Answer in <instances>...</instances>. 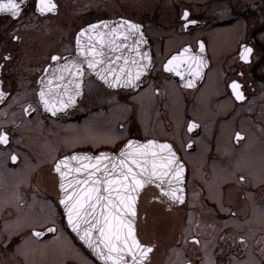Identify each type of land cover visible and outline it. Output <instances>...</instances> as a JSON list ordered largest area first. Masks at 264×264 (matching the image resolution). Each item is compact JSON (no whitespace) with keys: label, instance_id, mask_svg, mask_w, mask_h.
Returning <instances> with one entry per match:
<instances>
[{"label":"flooded vegetation","instance_id":"af4514ba","mask_svg":"<svg viewBox=\"0 0 264 264\" xmlns=\"http://www.w3.org/2000/svg\"><path fill=\"white\" fill-rule=\"evenodd\" d=\"M53 2L54 12L35 11V0H23L18 18L0 12V129L9 135L0 143V264H105L68 229L53 161L74 151H117L133 139L168 142L186 164L183 201L154 184L140 193L137 235L152 246L146 264H264V0ZM121 18L141 25L151 45L152 65L135 88L112 87L76 51L81 28L108 22L80 34L81 47L89 39L98 45V34ZM137 36L105 42L98 71L134 76L142 65ZM185 45L206 61L192 87L189 72L163 67ZM241 46L252 48L247 61ZM72 60L82 66L80 95L74 103L65 95L68 106L50 112L40 88L52 80L63 92L67 75L53 77ZM232 80L243 100L228 87ZM59 239L80 258L62 260ZM47 242L49 255L41 257Z\"/></svg>","mask_w":264,"mask_h":264},{"label":"snow or ice","instance_id":"6c2138e0","mask_svg":"<svg viewBox=\"0 0 264 264\" xmlns=\"http://www.w3.org/2000/svg\"><path fill=\"white\" fill-rule=\"evenodd\" d=\"M22 3L23 0L19 3L17 0H0V12L10 13L11 17L18 18L22 15ZM56 8L53 0H35V11L39 13L54 12ZM188 16V11L184 10L183 18L187 19ZM188 23H196V21L189 20ZM98 25L104 28L109 27L108 22L99 21L97 24L87 25L86 29L81 28L80 34L87 30H95ZM182 27H187V24ZM140 29L141 25L121 18L119 25L112 28L110 33L100 32L98 34L97 39L100 41L98 45H94L89 39L88 45L81 47V35L77 34L76 51L83 57V62L87 63L88 68L97 71L100 78L112 87L121 83L135 86L136 79L141 74L139 69H146L147 64L137 65L138 70L135 76L131 72L113 75L110 67L101 72L98 71L97 65L103 64L100 57L105 42L113 45L117 36L127 40L133 34H139L140 40L137 41L139 45L143 41V33ZM199 47L202 53L205 47L203 42H200ZM251 53L252 48L241 46L240 59L249 60ZM59 59L57 55L51 56L52 61ZM141 59L150 61L147 53H144ZM108 63L110 65L111 61ZM205 64L206 61L202 55L192 54V49L185 45L172 54L163 67L180 76L189 72L192 79L186 81V86L192 87L195 78L200 76ZM58 68L60 75H54L53 80L63 82L66 74L68 84L63 85L64 91L60 92V85L49 80L47 81L48 87L42 86L38 93L40 101L50 112L68 106L63 99L65 95H67L68 103H74V96L80 95V79L83 75L81 63L72 60L65 62L62 66L58 65ZM109 76H113V79L109 80ZM228 87L231 88L237 100L244 99L240 90L241 85L237 80H232ZM2 95L4 93L0 91V96ZM192 127L194 125L190 123L189 129L191 130ZM240 136L241 133L237 132L236 137ZM0 143L5 145L9 143L8 133L2 129H0ZM108 155L102 152L95 157L85 154L82 157L73 155L71 158L62 157L54 160L52 170L59 175V203L64 206L68 225L77 233L81 241L96 251L105 264H146L147 255L152 251V246L142 243L137 235L138 196L146 184H155L158 180L163 181L167 178L168 186L165 187L161 183L160 193L172 201H183L181 184L184 179V166L178 161L171 144L160 143L156 140H147L143 144L139 141L128 140L119 153V163L115 161L111 164L104 163L108 160ZM11 159L15 161L16 155L13 154ZM69 159L88 161L75 168L76 173L83 175L73 177L66 163ZM239 179L243 181L245 177L240 176ZM153 199H160V197L154 196ZM47 231L54 232L56 229L50 228ZM33 234L39 237L43 235V232L33 229ZM240 239L244 238L240 237Z\"/></svg>","mask_w":264,"mask_h":264},{"label":"water","instance_id":"95a60500","mask_svg":"<svg viewBox=\"0 0 264 264\" xmlns=\"http://www.w3.org/2000/svg\"><path fill=\"white\" fill-rule=\"evenodd\" d=\"M142 33H143V41H141L140 43H139V47H142V55L144 54V53H147L148 55H149V57H150V61H146V60H142V64H147V68L145 69V68H142V69H139L140 70V72H141V74H140V76H139V78L138 79H136V82H135V86H132V85H125V84H123V83H121V85H125V86H128V87H136V86H138L143 80H144V78L146 77V75L148 74V72H149V68L151 67V65H152V56H151V52L149 51V47H151V45H150V41H149V37L146 35V33L144 32V30H142ZM137 39L138 40H140V36H139V34H138V36H137ZM131 42L133 41L132 39L130 40ZM134 76H135V74H134ZM134 141H139V140H136V139H133ZM147 140H155V139H147ZM147 140H143V141H139L141 144H143L144 142H146ZM156 141H158V142H160V143H165V142H163V141H159V140H156ZM127 143V142H126ZM125 143V144H126ZM166 143H168V142H166ZM124 144V145H125ZM168 144H170V143H168ZM124 145L119 149V150H117V151H103V153H107V154H109L108 155V160H106V161H104V163H107V164H111V162H113V161H115L116 163H119V153H120V151H121V149L124 147ZM172 148H173V151L176 153V156H177V158H178V161L180 162V163H182L183 164V166H184V172H183V176H184V179H183V182H182V184H181V189H182V194H183V192H184V182H185V171H186V169H185V163L181 160V158H180V156H179V154L176 152V150L174 149V147L172 146ZM100 153H102V152H100ZM100 153H93V152H91V151H74V152H71V153H68V154H65L63 157H69V158H71L73 155H77V156H84L85 154H87L88 156H92V157H95V156H98ZM88 161H80V160H72V159H69L66 163H67V165H68V168H69V170H71L72 171V173H73V177H78V176H81V175H83L82 173H76L75 172V168L79 165V164H81V163H87ZM93 162H95V161H93ZM69 179H72V177H69ZM161 183H163V185L165 186V187H167L168 186V179L167 178H165L163 181H157L156 183H155V185H160ZM151 184V183H150ZM150 184H146L145 186H144V188L146 187V186H148V185H150ZM67 186V185H66ZM143 188V189H144ZM143 189H141V191H140V193L142 192V190ZM139 196H140V194H139ZM139 196H138V199H139ZM137 204H138V201H137ZM62 205V204H61ZM62 208H63V210H64V206L62 205ZM64 214H65V217H66V213H65V211H64ZM66 221H67V217H66ZM136 223H137V217H136ZM68 224V223H67ZM69 226V225H68ZM69 228L72 230V228L69 226ZM73 231V230H72ZM74 232V231H73ZM75 234H76V236L79 238V236L77 235V233L76 232H74ZM82 243L86 246V247H88L99 259H100V257L96 254V251L93 249V248H90L87 244H85L83 241H82ZM100 260H102V259H100ZM103 261V260H102ZM103 262H105V261H103Z\"/></svg>","mask_w":264,"mask_h":264},{"label":"rangeland","instance_id":"374dc122","mask_svg":"<svg viewBox=\"0 0 264 264\" xmlns=\"http://www.w3.org/2000/svg\"><path fill=\"white\" fill-rule=\"evenodd\" d=\"M221 182V181H220ZM66 243L69 245V242L66 240ZM65 243V244H66ZM49 245H50V242H47V244L45 245V248L44 250H40L38 252V255H40L42 257L43 256H48L49 254H47L46 252H49ZM69 248H65L63 251H62V256H60L62 258V260H64L65 258H68V257H78L80 258V255L77 251H75V248L71 245L68 246ZM46 248L48 250H46ZM37 255V254H36ZM36 255H33V256H36ZM82 262H84L85 264V260L83 259Z\"/></svg>","mask_w":264,"mask_h":264},{"label":"bare ground","instance_id":"6f19581e","mask_svg":"<svg viewBox=\"0 0 264 264\" xmlns=\"http://www.w3.org/2000/svg\"><path fill=\"white\" fill-rule=\"evenodd\" d=\"M58 242H59L60 246H61L63 249L66 248V244H65L64 240L59 239Z\"/></svg>","mask_w":264,"mask_h":264}]
</instances>
